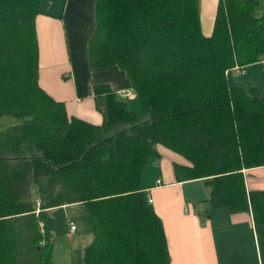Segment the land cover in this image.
Listing matches in <instances>:
<instances>
[{
    "label": "trees",
    "instance_id": "1",
    "mask_svg": "<svg viewBox=\"0 0 264 264\" xmlns=\"http://www.w3.org/2000/svg\"><path fill=\"white\" fill-rule=\"evenodd\" d=\"M260 3L218 0L205 35L198 0H95L90 67L124 69L141 109L98 83L95 123L40 84V0H0V116L21 118L0 130V264H56L48 210L71 203L94 219L83 264H170L141 184L158 143L189 160L173 163L177 179L209 185L205 215L250 210L264 237V189H247L243 171L264 165V96L227 76L264 62Z\"/></svg>",
    "mask_w": 264,
    "mask_h": 264
},
{
    "label": "crops",
    "instance_id": "2",
    "mask_svg": "<svg viewBox=\"0 0 264 264\" xmlns=\"http://www.w3.org/2000/svg\"><path fill=\"white\" fill-rule=\"evenodd\" d=\"M198 1L201 30L209 35L218 0ZM258 9L264 11V0ZM36 26L40 84L56 99L65 101L70 114L95 123L103 120L95 100L98 83L112 85L139 112L137 93L124 69L117 65L104 70L90 67L95 0H40ZM261 64H247L244 71L230 68L229 81L264 96ZM157 149L160 158L144 166L141 184L162 219L170 264H264V237L256 231L251 211L232 212L223 206L205 215L209 185L202 179H177L173 163L190 165L189 160L162 144L158 143ZM243 171L247 189H264V165Z\"/></svg>",
    "mask_w": 264,
    "mask_h": 264
},
{
    "label": "rangeland",
    "instance_id": "3",
    "mask_svg": "<svg viewBox=\"0 0 264 264\" xmlns=\"http://www.w3.org/2000/svg\"><path fill=\"white\" fill-rule=\"evenodd\" d=\"M137 102L139 103L138 98ZM132 106H134L133 102ZM138 111L141 112L140 106ZM146 118H148L146 114L140 117L141 120ZM19 120L21 118L13 115H2L0 116V129ZM71 222L78 229L69 234ZM47 223L51 231L56 264H83L84 249L91 242L94 233V219L86 206L83 203H73L51 208L48 210Z\"/></svg>",
    "mask_w": 264,
    "mask_h": 264
},
{
    "label": "built area",
    "instance_id": "4",
    "mask_svg": "<svg viewBox=\"0 0 264 264\" xmlns=\"http://www.w3.org/2000/svg\"><path fill=\"white\" fill-rule=\"evenodd\" d=\"M261 63H262V67H263V69H264V62H261ZM235 66H236L237 68H239L241 71H244V70H245L243 66H239V65H235ZM148 199H149V201H152V198H151L150 195L148 196ZM37 202H38V204L40 203L39 200H38ZM38 210H39V207H38ZM41 223L43 224L44 222L41 221ZM75 229H76V225H75L73 222H71V226H70V232H69V234H71V232H72L73 230H75Z\"/></svg>",
    "mask_w": 264,
    "mask_h": 264
}]
</instances>
